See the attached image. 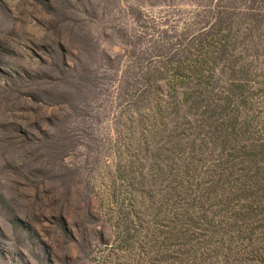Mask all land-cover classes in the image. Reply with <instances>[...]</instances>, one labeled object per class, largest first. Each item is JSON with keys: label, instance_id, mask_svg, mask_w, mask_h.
<instances>
[{"label": "rangeland", "instance_id": "374dc122", "mask_svg": "<svg viewBox=\"0 0 264 264\" xmlns=\"http://www.w3.org/2000/svg\"><path fill=\"white\" fill-rule=\"evenodd\" d=\"M0 264H264V0H0Z\"/></svg>", "mask_w": 264, "mask_h": 264}]
</instances>
